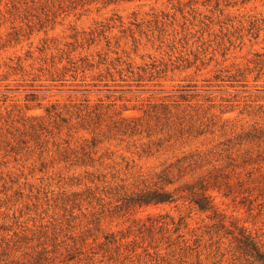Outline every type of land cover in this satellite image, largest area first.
<instances>
[{"label": "rangeland", "instance_id": "1", "mask_svg": "<svg viewBox=\"0 0 264 264\" xmlns=\"http://www.w3.org/2000/svg\"><path fill=\"white\" fill-rule=\"evenodd\" d=\"M0 264H264V0H0Z\"/></svg>", "mask_w": 264, "mask_h": 264}, {"label": "trees", "instance_id": "2", "mask_svg": "<svg viewBox=\"0 0 264 264\" xmlns=\"http://www.w3.org/2000/svg\"><path fill=\"white\" fill-rule=\"evenodd\" d=\"M175 198L173 195L167 191V190H148V191H142L138 193L136 196L132 197L130 201H132L135 204H150V203H161V202H168V201H174ZM194 203L199 207L201 210H209L213 208V204L209 196L202 195L195 199ZM247 240L254 241L253 238L249 235L244 233ZM250 242V243H252ZM255 250H258V247L255 245Z\"/></svg>", "mask_w": 264, "mask_h": 264}]
</instances>
